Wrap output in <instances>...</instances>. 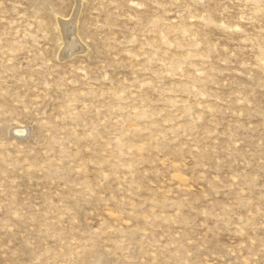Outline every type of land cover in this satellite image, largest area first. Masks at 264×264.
Listing matches in <instances>:
<instances>
[{
    "label": "rangeland",
    "instance_id": "obj_1",
    "mask_svg": "<svg viewBox=\"0 0 264 264\" xmlns=\"http://www.w3.org/2000/svg\"><path fill=\"white\" fill-rule=\"evenodd\" d=\"M0 264H264V0H0Z\"/></svg>",
    "mask_w": 264,
    "mask_h": 264
},
{
    "label": "bare ground",
    "instance_id": "obj_2",
    "mask_svg": "<svg viewBox=\"0 0 264 264\" xmlns=\"http://www.w3.org/2000/svg\"><path fill=\"white\" fill-rule=\"evenodd\" d=\"M78 1V0H77ZM74 14V13H73ZM72 14V15H73ZM75 15V14H74ZM71 19V18H70ZM69 20V19H68ZM74 20V19H73ZM72 27V25H71ZM74 27V26H73ZM72 29V28H71ZM74 29V28H73ZM75 30V29H74ZM62 32V31H61ZM76 32V31H75ZM73 35V34H72ZM74 36V35H73ZM75 37V36H74ZM76 39V38H75ZM69 40V39H68ZM80 44V43H79ZM80 46V45H79ZM63 49V48H62ZM77 50V49H76ZM24 128V126L22 125H16L14 126L12 129L16 131V133H18L19 135L23 133L24 130H22ZM25 133V131H24Z\"/></svg>",
    "mask_w": 264,
    "mask_h": 264
}]
</instances>
